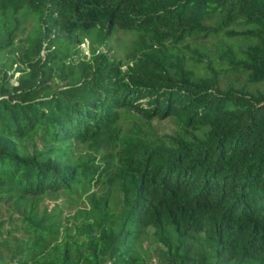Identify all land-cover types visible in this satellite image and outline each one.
Segmentation results:
<instances>
[{"label":"trees","instance_id":"obj_1","mask_svg":"<svg viewBox=\"0 0 264 264\" xmlns=\"http://www.w3.org/2000/svg\"><path fill=\"white\" fill-rule=\"evenodd\" d=\"M2 1L34 8L43 25L29 41L36 55L30 77L17 86L0 80V213L10 208L0 219V264L2 244L15 256L40 239L31 264H264V92L246 84L224 90L215 69L197 77L166 49L242 23L254 44L229 64L245 83H264V0ZM99 29L104 38L115 29L134 32L157 50L140 49L126 70L105 53L75 66L59 60L67 88L47 91V67L58 56L43 59L44 45L55 50ZM126 109L146 126L175 118L187 137L149 143L141 133L124 136L118 122ZM27 141L32 153L21 147ZM76 143L107 149L104 167L115 169L123 197L118 206L93 200L92 218L73 217L61 233L59 213L39 217L35 205L47 193L74 194L91 183L84 162L55 156L61 144L66 156Z\"/></svg>","mask_w":264,"mask_h":264},{"label":"rangeland","instance_id":"obj_2","mask_svg":"<svg viewBox=\"0 0 264 264\" xmlns=\"http://www.w3.org/2000/svg\"><path fill=\"white\" fill-rule=\"evenodd\" d=\"M214 22V21H213ZM209 23L210 27H216L215 24ZM41 21L40 13L31 7H24L15 10L10 4L0 0V80L6 77L10 85L17 86L22 78H29L31 75L30 60L36 59V55L31 51L30 40L34 32H37ZM46 27V25H44ZM249 30L242 23L235 22L229 27L221 29V31H205L201 34L188 35L184 40L174 46L172 43L166 44L169 53L167 57L175 61L183 60L186 67L194 72L197 77L208 78L211 76V68L215 69L219 74L220 86L222 89H228L233 86L241 88L242 84L247 86L252 92L261 90L264 92V83L253 85L245 83V76L239 74L230 64L229 57L233 55L239 59L243 57L246 49L254 44L250 36L245 33ZM53 34L58 36V31L53 30ZM102 29L90 32H79L72 42H65L60 48L56 46L53 50L48 44H45L41 57L48 60V56H58L53 60L54 63L47 67L45 86L47 91L53 92L57 89L67 88V80H62L58 76L59 60L66 61V65L75 66L78 61L91 59L94 54L105 53L112 59L120 61L123 69L126 70L133 67L135 60L142 56L140 49L157 50L155 45L150 48L151 42L149 38L123 29H115L105 37ZM198 52L197 54L195 52ZM166 56V55H165ZM164 57V56H163ZM135 58V59H134ZM121 120L118 124L122 128V135L131 136L137 133L144 135L143 140L149 143L164 141L172 143L174 138H186L187 134L185 126L175 118L154 120L148 125H144L139 116L132 110L126 109L121 112ZM137 126V127H136ZM200 132L199 134H201ZM33 142H24L21 147L24 151L32 153ZM36 144L42 149L43 143L37 140ZM67 146H58L55 156H59L61 160L70 162V165L77 166L81 162L85 163L86 168L91 170V183L86 185L84 190L77 188L74 194L47 193L35 205V211L39 217L49 218L50 215H58V226L60 232L64 233L65 228L71 226V218L86 215V220L92 218L93 210L92 202L99 204L107 201L108 205L118 206L123 195L117 186L113 173L115 169H111L110 173H106L104 166H107L110 158L107 156V149L97 148L91 143L73 144L71 152L65 156ZM40 149V150H41ZM98 169L97 173L95 171ZM25 205H30V197H26L23 201ZM10 208L3 206L0 213V219L6 218ZM33 243L18 251L14 255V251L8 253L4 251L1 245V258L5 264H31L30 254L36 248H42L45 240ZM144 247L153 249V242L150 239H142ZM139 243V244H140ZM31 248L32 251H29ZM158 257V255H157Z\"/></svg>","mask_w":264,"mask_h":264}]
</instances>
